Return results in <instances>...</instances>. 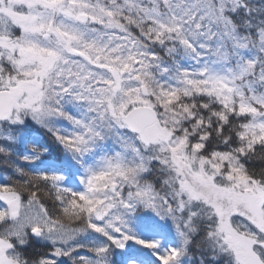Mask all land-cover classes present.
Wrapping results in <instances>:
<instances>
[{"label":"snow or ice","instance_id":"6c2138e0","mask_svg":"<svg viewBox=\"0 0 264 264\" xmlns=\"http://www.w3.org/2000/svg\"><path fill=\"white\" fill-rule=\"evenodd\" d=\"M0 264H264V0H0Z\"/></svg>","mask_w":264,"mask_h":264}]
</instances>
